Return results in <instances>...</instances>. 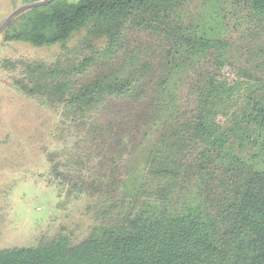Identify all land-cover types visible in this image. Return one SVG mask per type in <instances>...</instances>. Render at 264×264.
Listing matches in <instances>:
<instances>
[{
    "label": "trees",
    "instance_id": "obj_1",
    "mask_svg": "<svg viewBox=\"0 0 264 264\" xmlns=\"http://www.w3.org/2000/svg\"><path fill=\"white\" fill-rule=\"evenodd\" d=\"M197 1L50 0L1 33L60 46L17 62L20 83L99 171L82 239L0 264H264V0Z\"/></svg>",
    "mask_w": 264,
    "mask_h": 264
},
{
    "label": "rangeland",
    "instance_id": "obj_2",
    "mask_svg": "<svg viewBox=\"0 0 264 264\" xmlns=\"http://www.w3.org/2000/svg\"><path fill=\"white\" fill-rule=\"evenodd\" d=\"M21 5L0 0V25ZM191 10H199L198 1ZM59 51V45L34 48L0 36V250L35 246L61 229L79 241L92 224L84 214L82 183L99 171L97 160L81 157L60 108L26 93L20 83L17 62L53 61ZM224 73L231 78V71Z\"/></svg>",
    "mask_w": 264,
    "mask_h": 264
},
{
    "label": "water",
    "instance_id": "obj_3",
    "mask_svg": "<svg viewBox=\"0 0 264 264\" xmlns=\"http://www.w3.org/2000/svg\"><path fill=\"white\" fill-rule=\"evenodd\" d=\"M49 1L50 0H39L34 3L21 5L15 8V10L12 13H10L6 17L5 21H3V23L0 25V35L17 18V16L26 12L27 10L35 9L36 7L43 6L47 4Z\"/></svg>",
    "mask_w": 264,
    "mask_h": 264
}]
</instances>
